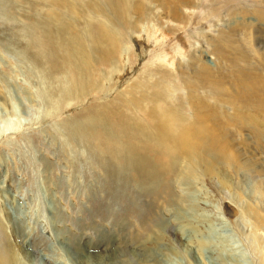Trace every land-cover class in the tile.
Returning <instances> with one entry per match:
<instances>
[{
  "label": "bare ground",
  "instance_id": "obj_1",
  "mask_svg": "<svg viewBox=\"0 0 264 264\" xmlns=\"http://www.w3.org/2000/svg\"><path fill=\"white\" fill-rule=\"evenodd\" d=\"M47 1L51 9L43 21L27 25L31 40L26 48L35 62L46 63L48 77L59 76L63 98L105 94L104 85L92 80L104 76L103 66L114 72H131L133 64L139 66L115 88L120 87L112 99H103L104 103L63 123L72 138L79 137L92 150L107 175V188L132 185L143 195L161 199L169 214L166 218L154 210L146 220L137 206L130 209L142 225H151L121 264H247L224 235H211L209 245L197 255L189 248L179 249L175 241H164L160 234L175 216L185 213L180 219L189 220L199 212L194 180L202 175L215 180L240 173L256 176L259 171L255 161L242 160L230 149L229 139L233 130H246L264 147V36L257 35L264 24V0ZM192 6L203 11L202 21L220 26L216 37L206 36L208 29L189 27ZM246 6L254 12L246 11ZM223 14L231 20L226 28L219 25ZM247 14L260 25L254 27L252 18L240 21ZM245 42H251L249 49ZM199 46L209 48L214 64L205 59L204 50L197 51ZM177 54L182 56L174 63ZM64 74L66 82L60 77ZM254 181L263 206L264 180ZM257 230L250 245L257 264H264V234ZM1 237L0 264H32L28 253ZM84 249L75 246L77 264L106 263ZM113 258L109 257L110 263L119 264Z\"/></svg>",
  "mask_w": 264,
  "mask_h": 264
},
{
  "label": "rangeland",
  "instance_id": "obj_2",
  "mask_svg": "<svg viewBox=\"0 0 264 264\" xmlns=\"http://www.w3.org/2000/svg\"><path fill=\"white\" fill-rule=\"evenodd\" d=\"M244 8L253 11V7ZM50 9L47 0H0V236L6 238L9 246L28 253L32 264H77L75 246L100 255L99 262L111 264L109 257L113 256L112 260L121 264L128 258V251L138 247L142 233L151 225H142L137 212L131 213L130 209L137 206L146 220L155 213L166 218L169 214L161 199L143 195L132 185L122 189L124 186L114 184L107 188V175L92 150L79 137L72 138L63 123L104 103L103 99H112L120 89L115 88L124 84L139 66L133 64L131 72L109 71L103 66L104 76L92 80L104 85L105 94L63 98L59 76L48 77L46 63L35 62L31 50L26 48L31 40L27 25H38ZM181 10L187 12L185 6ZM189 11L193 15L190 28L208 29L205 35L216 37L220 26L202 21L203 11L197 7L192 6ZM222 18L219 25L226 28L231 20L228 14ZM251 18L255 20L254 27H258L261 22L248 14L240 21L252 22ZM75 20L80 22L81 17ZM171 24L183 29L182 24ZM263 27L264 24L259 26L257 35L264 36ZM245 43L249 49L251 42ZM200 49L208 63L214 64L209 48L199 46L197 51ZM181 56L177 54L174 63ZM65 75H60L61 80H65ZM233 132L231 136L236 137L229 139L230 149L242 160L255 161L257 175L240 173L216 180L202 175L194 180L192 188L199 212L189 220L180 219L185 213L175 216L160 238L201 255L211 235H224L235 243L247 264H257L250 242L255 227L264 234V205L259 204L254 188V180H264V147L249 131ZM177 187L180 189L181 185Z\"/></svg>",
  "mask_w": 264,
  "mask_h": 264
}]
</instances>
